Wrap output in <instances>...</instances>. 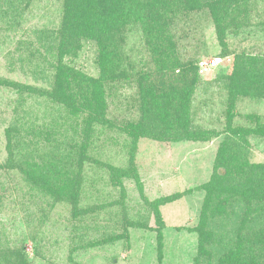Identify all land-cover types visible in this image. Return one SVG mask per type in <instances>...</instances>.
<instances>
[{"label":"rangeland","instance_id":"rangeland-1","mask_svg":"<svg viewBox=\"0 0 264 264\" xmlns=\"http://www.w3.org/2000/svg\"><path fill=\"white\" fill-rule=\"evenodd\" d=\"M176 6L180 9L167 27L170 54H178L174 62L190 67L198 62L199 67L201 61L221 59L213 68L198 71L187 117L194 131L216 135L204 142L140 137L134 143L121 129L125 122L141 118L138 86H154L158 81V53L151 52L142 26L130 21L113 36L110 48L118 57L119 70H127L131 77L120 85H105L110 92L104 121L94 123L80 155L62 146L44 149L40 139L51 122L60 125L59 137H70L84 125L87 112L70 114L48 92L58 62L97 77L98 46L91 40L73 39L69 52H59L50 31L66 20L64 0H0V253L23 248L17 260L21 264H194L198 245L194 227L204 198V191L197 188L210 178L218 146L227 134L234 136L232 130L238 127H253L256 120L264 122L262 83L239 88L234 97L229 94L234 60L240 56L264 60V0H237L235 6L230 0L228 15L220 24L222 42L207 5L196 10L182 8L181 2ZM140 11L145 13L146 7ZM143 73L145 80L139 76ZM173 116L179 120L178 111ZM19 126L36 132L27 136ZM17 129L24 139H19L20 146L14 145ZM246 140L239 160L243 156L248 165L264 163V137L250 134ZM46 154L79 173L77 208L43 196L23 180L22 161L40 160ZM108 166L133 169L141 188L133 177L123 176L122 187L112 184ZM174 196L159 205L163 224L158 261L153 203ZM217 212L208 216V246L213 252L199 264H216L225 232L235 231L234 213ZM237 213L239 220L242 211Z\"/></svg>","mask_w":264,"mask_h":264},{"label":"trees","instance_id":"trees-1","mask_svg":"<svg viewBox=\"0 0 264 264\" xmlns=\"http://www.w3.org/2000/svg\"><path fill=\"white\" fill-rule=\"evenodd\" d=\"M231 1L235 6L237 0ZM178 2L183 3L182 8L186 10H196L207 5L216 25L217 35L222 42L224 28L221 29L220 24L228 15L226 9L230 0H144L140 4H138L139 0H64L66 20L58 30H51L50 34L54 41L59 43L58 50L61 54L69 52L68 46L73 39L93 41L98 46L96 64L99 74L91 78L79 70H72L60 62L57 63L48 94L54 101L64 104L70 114L87 112L88 116L84 119V125L80 127L79 132L76 131L70 137L63 134L59 137L60 125L50 121L52 125L43 128L40 139L43 140L44 149L49 147L52 150L55 148L60 150L62 146L80 155L84 154L94 132V123L104 121L105 101L110 92V87L105 85L108 83L120 85L122 81H127L128 77H131L127 70H119L116 64L118 57L110 48L113 36L120 33L130 21H136L142 26L145 41L149 44L151 52L158 53L156 59L158 81L154 86L146 85L145 88L138 86L142 103L141 118L135 122H125L121 129L132 138L134 143L140 137L204 142L216 135L212 132L194 131L187 121L191 87L197 81L199 67L198 62L193 67L176 60L174 62L178 54H170L172 53L170 52L172 51L171 34L167 27L169 22H172L173 14L180 9L176 6ZM139 7L141 9L146 7L145 13L141 12ZM263 62L264 60L257 56H240L238 61L234 60L229 88L230 97H234L239 88L245 89L258 83L264 86ZM190 72L192 77L189 80ZM139 76L141 80L146 78L145 73ZM32 90L36 91V87ZM176 111L179 120L173 116ZM18 129L27 136H33L36 132L26 126H19ZM18 129L14 145L20 146V140L24 141V139ZM41 132L39 131V135ZM232 132L234 136L227 134L218 146L210 178L197 188L204 191V198L198 223L194 227L198 241L193 258L194 264H199L201 258L210 257L213 252L208 246V238L211 234L208 216L218 214L217 211L234 213L235 231L225 232L224 246L220 250L216 264H264V163L248 165L247 159L243 156L239 160V155H242L239 150L247 142L246 137L250 134L264 137V122L259 123L256 120L253 127H238ZM59 139H63L65 143ZM36 146L39 147L38 142ZM5 165L9 166L10 163L6 162ZM247 169L252 170L248 173ZM20 170L23 180L29 183L32 189L52 200L66 202L73 209L77 208L81 181L79 173L66 167L58 158L53 159L46 154L40 160H24ZM108 171L112 184L122 187L123 176L133 177L138 188H141L138 175L133 169L123 170L108 166ZM176 198V196L159 198L153 203L157 224L158 261L162 258L163 224L159 205ZM212 207L217 208L211 209ZM237 210L242 211L239 220ZM22 249L15 247L13 252L0 253V264H5L4 261L7 264L8 262L21 264L17 260L21 259Z\"/></svg>","mask_w":264,"mask_h":264},{"label":"built area","instance_id":"built-area-1","mask_svg":"<svg viewBox=\"0 0 264 264\" xmlns=\"http://www.w3.org/2000/svg\"><path fill=\"white\" fill-rule=\"evenodd\" d=\"M220 60H221L220 58H215L210 61L199 62V68H198L199 73H202L206 71L207 69L213 68L218 62H220Z\"/></svg>","mask_w":264,"mask_h":264}]
</instances>
